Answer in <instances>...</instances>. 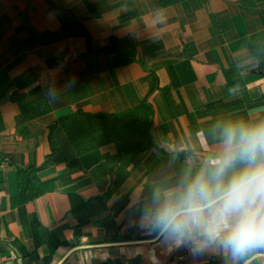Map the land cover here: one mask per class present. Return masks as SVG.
<instances>
[{
  "label": "crops",
  "instance_id": "obj_1",
  "mask_svg": "<svg viewBox=\"0 0 264 264\" xmlns=\"http://www.w3.org/2000/svg\"><path fill=\"white\" fill-rule=\"evenodd\" d=\"M115 38L119 63L103 53ZM15 92L45 98L49 112L25 118ZM150 93L157 145L115 164L111 146L78 154L58 123L67 159L45 164L59 118L124 112ZM236 121H264V0H0V264H232L166 247L146 211ZM245 261L264 264V249Z\"/></svg>",
  "mask_w": 264,
  "mask_h": 264
},
{
  "label": "clouds",
  "instance_id": "obj_2",
  "mask_svg": "<svg viewBox=\"0 0 264 264\" xmlns=\"http://www.w3.org/2000/svg\"><path fill=\"white\" fill-rule=\"evenodd\" d=\"M221 139L198 170L153 194L146 219L166 247L212 250L238 264L264 249V121L229 122Z\"/></svg>",
  "mask_w": 264,
  "mask_h": 264
},
{
  "label": "trees",
  "instance_id": "obj_3",
  "mask_svg": "<svg viewBox=\"0 0 264 264\" xmlns=\"http://www.w3.org/2000/svg\"><path fill=\"white\" fill-rule=\"evenodd\" d=\"M169 2L177 0H168ZM103 53L116 55L118 63L126 57L123 52V46L120 40L114 39V44L111 47L104 49ZM153 93H150L141 103L140 106L132 108L120 113L108 112H90L83 109H76L70 114L59 118L50 126V144L52 152L47 156L45 164L56 162L59 160H66V156L59 147L54 134L55 127L58 123H62L69 133L71 140L77 148L78 154H83L88 150V147H113L106 153L107 159L113 163H117L119 159L126 153L148 149L157 145V139L154 133L156 122V109L150 98ZM29 94H22L15 92L13 94V101H15L25 118H36L42 114L48 113L50 110L47 100L41 98L34 101H26ZM77 127V129H76ZM79 128V129H78ZM160 150L165 152V149L160 147ZM180 156L184 158L185 153ZM176 158L174 153H167L155 158L158 161L160 158ZM78 159L69 160L71 167H77L75 163ZM40 167L28 168L30 171H39ZM39 182V178H38ZM42 184L38 185V189L33 196H37L43 192ZM72 197V196H71ZM32 198V196H31ZM28 199V197H27ZM73 210L77 209L76 203L72 201ZM83 205L87 206L92 199L82 200ZM53 240L55 246L58 247L59 239Z\"/></svg>",
  "mask_w": 264,
  "mask_h": 264
}]
</instances>
